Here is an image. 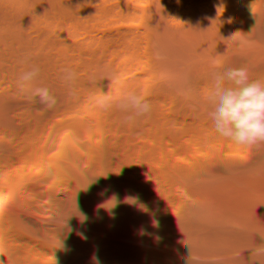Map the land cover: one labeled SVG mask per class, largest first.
Here are the masks:
<instances>
[{
  "label": "trees",
  "instance_id": "1",
  "mask_svg": "<svg viewBox=\"0 0 264 264\" xmlns=\"http://www.w3.org/2000/svg\"><path fill=\"white\" fill-rule=\"evenodd\" d=\"M17 7L4 8L0 24V101L7 90L16 93L27 113L25 94L5 86L2 31ZM75 7L84 10L72 12L83 31L50 30L36 8L32 26L51 35L55 81L63 82L56 62L64 59L90 89L74 97L66 116L73 138L61 147L68 155L79 141L101 165L88 175L67 157L80 175L66 178L60 196L48 195L46 168L66 156L43 157L56 147L43 124L19 136L0 108V171L24 169L26 188L13 230L19 250L29 243L10 264H94V255L100 264H264L251 257L264 243V142L239 146L220 137L204 100L216 71L243 67L264 83V0H85ZM102 54L108 60L94 63ZM127 92L149 101L151 113L126 123L115 101ZM100 94L113 107L102 110Z\"/></svg>",
  "mask_w": 264,
  "mask_h": 264
},
{
  "label": "bare ground",
  "instance_id": "2",
  "mask_svg": "<svg viewBox=\"0 0 264 264\" xmlns=\"http://www.w3.org/2000/svg\"><path fill=\"white\" fill-rule=\"evenodd\" d=\"M72 1L75 5H72ZM85 0H0V24L7 15L4 8H8L10 4L17 5V9L10 11L8 16V25L2 31V51L4 54V64L6 76V90L20 91L18 88V76L21 72L27 70L31 65L40 68L38 77L28 84L22 92L26 96V106L28 112L24 113L21 104L16 97V93L7 90L8 95L0 101V108H7V113L11 121V126L17 135L24 136L30 128L39 124H43V131L55 141L56 147L53 151L45 154L43 157L56 159L60 155H65V162L58 167L46 168L52 171L50 185L47 193L56 197L63 193V188L67 182V177L76 179L80 175V171L69 163L67 157L76 160L82 171L88 175H92L100 168V161L79 141L76 147L66 155L61 147L62 142L70 140L71 137L66 124V116L73 106V99L76 95L88 96L90 89L86 86L83 79L87 80L81 71H75V80L72 85L70 94L69 87L63 82H56L54 78V65L46 50L51 49V35L42 29L32 26L33 12H40L47 18L50 30L57 27L69 26L76 30H82L83 26L77 24L79 17L73 16L72 12L84 11L77 5L84 6ZM41 41L42 50H35V41ZM108 54L98 56L94 63L103 64L108 60ZM26 60V62H25ZM61 69L66 67L64 59L56 62ZM116 72V71H115ZM114 72V73H115ZM62 75V73H61ZM46 86L49 88L50 94L56 99V104L49 108L40 102L38 96L33 95L36 87ZM22 121V122H21ZM37 169L32 166L28 172H35ZM24 171H0V193L4 192L0 200V264H10L11 261L16 263V259L25 253L28 243L22 250H19L21 243H16L17 238H21L13 230L14 218L17 214L23 216L22 206L26 200L25 176ZM62 197H57L56 201H60ZM4 222L6 224H4ZM49 225L58 227L57 221H48ZM75 227V226H74ZM65 230V227L62 228ZM22 239V238H21ZM34 246L29 247L33 250Z\"/></svg>",
  "mask_w": 264,
  "mask_h": 264
},
{
  "label": "clouds",
  "instance_id": "3",
  "mask_svg": "<svg viewBox=\"0 0 264 264\" xmlns=\"http://www.w3.org/2000/svg\"><path fill=\"white\" fill-rule=\"evenodd\" d=\"M159 57V54L157 55ZM26 62V60H25ZM40 68L31 65L18 76V88L23 92L28 84L34 81ZM61 80L69 87L70 94L75 80V72L69 68L61 69ZM108 79L118 82V76L108 74ZM95 82V76L91 77ZM34 96L40 102L51 108L56 104V99L50 94L46 86L36 87ZM205 103L210 107L207 116L210 118L215 132L225 139L231 140L239 146H252L264 142V83L259 80H250L246 68H228L223 72L212 73V84L204 96ZM102 110L113 107V98L102 95L95 101ZM115 107L125 113L126 123L134 122L137 118L146 117L151 113V103L136 92H127L115 101ZM4 192L0 193L1 196ZM81 222L87 219L80 214ZM79 235L83 237V234ZM264 258V243L251 249V257ZM94 264H100L98 257L93 256ZM193 260L198 258L192 257Z\"/></svg>",
  "mask_w": 264,
  "mask_h": 264
}]
</instances>
